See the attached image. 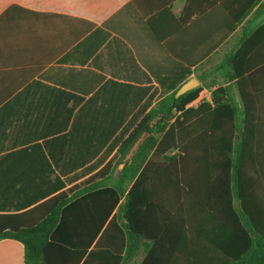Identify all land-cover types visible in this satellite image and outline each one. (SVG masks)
Wrapping results in <instances>:
<instances>
[{
    "label": "crops",
    "instance_id": "crops-1",
    "mask_svg": "<svg viewBox=\"0 0 264 264\" xmlns=\"http://www.w3.org/2000/svg\"><path fill=\"white\" fill-rule=\"evenodd\" d=\"M256 1L140 0L145 10L166 9L157 19L168 36L161 41L132 0H0V215L23 213L82 183L111 160L159 101L192 78L201 86L205 71L222 74L218 67L233 44L264 24ZM206 54L212 57L190 65ZM215 88L204 87L193 107L210 102ZM242 90L249 113L242 173L251 180L252 207L260 215L264 40L251 52ZM235 92L243 108L239 86ZM162 198L174 204L173 194ZM186 198V212L180 204L176 212L143 215L139 250L127 264H232L222 250L238 246L222 229L225 193L192 191ZM202 198L205 224L197 223L196 200ZM3 220L0 231L17 229ZM10 246L0 240V264H18ZM114 251L125 257L126 245Z\"/></svg>",
    "mask_w": 264,
    "mask_h": 264
},
{
    "label": "trees",
    "instance_id": "trees-1",
    "mask_svg": "<svg viewBox=\"0 0 264 264\" xmlns=\"http://www.w3.org/2000/svg\"><path fill=\"white\" fill-rule=\"evenodd\" d=\"M132 2L156 36L165 41L168 36L157 19L166 9L148 11L140 0ZM259 3L257 15L264 9V1ZM252 10L244 11L240 20ZM239 24L232 25L229 34ZM181 26L177 23L175 28ZM263 40L264 24L233 44L218 67L222 74L205 71L199 76L201 86L178 97L176 91L159 101L111 160L82 183L23 213L0 215L5 225L17 226L0 231V240L11 245L18 264H127L139 250L146 212H176L188 193L203 194L209 189L225 193L226 228L222 229L226 240L238 244L222 247L225 255L232 264H264V214L255 213L249 195L251 180L242 173V163L249 158L243 150L249 141L244 132L249 113L242 83L251 52ZM224 42L214 43L208 53ZM211 57L197 55L196 62H200L189 63L200 66ZM215 86L210 102L188 107L204 87ZM237 86L243 108L236 101ZM120 164L124 167L116 178ZM164 192L173 194L174 204L162 198ZM196 204L201 216L197 223L205 224L206 201L197 199ZM182 209L187 210L186 206ZM123 245L125 257L114 251L122 252Z\"/></svg>",
    "mask_w": 264,
    "mask_h": 264
},
{
    "label": "water",
    "instance_id": "water-1",
    "mask_svg": "<svg viewBox=\"0 0 264 264\" xmlns=\"http://www.w3.org/2000/svg\"><path fill=\"white\" fill-rule=\"evenodd\" d=\"M200 86V81L197 79V78H192L190 79L189 81H187L185 84H183L179 90L177 91L176 93V96H180V95H183L185 94L186 92H189L191 90H194L196 89L197 87ZM123 167L124 165L123 164H120L117 166V168L115 169V172H114V176L116 178H119L122 170H123Z\"/></svg>",
    "mask_w": 264,
    "mask_h": 264
},
{
    "label": "built area",
    "instance_id": "built-area-1",
    "mask_svg": "<svg viewBox=\"0 0 264 264\" xmlns=\"http://www.w3.org/2000/svg\"><path fill=\"white\" fill-rule=\"evenodd\" d=\"M193 105H194V102L190 103V104L188 105V107H191V106H193Z\"/></svg>",
    "mask_w": 264,
    "mask_h": 264
}]
</instances>
